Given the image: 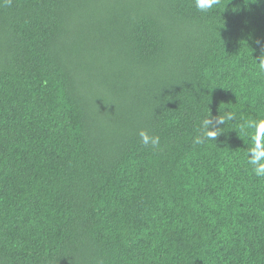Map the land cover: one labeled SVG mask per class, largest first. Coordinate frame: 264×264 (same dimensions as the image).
<instances>
[{
    "label": "trees",
    "instance_id": "1",
    "mask_svg": "<svg viewBox=\"0 0 264 264\" xmlns=\"http://www.w3.org/2000/svg\"><path fill=\"white\" fill-rule=\"evenodd\" d=\"M262 52L264 0H0V264H264Z\"/></svg>",
    "mask_w": 264,
    "mask_h": 264
},
{
    "label": "clouds",
    "instance_id": "2",
    "mask_svg": "<svg viewBox=\"0 0 264 264\" xmlns=\"http://www.w3.org/2000/svg\"><path fill=\"white\" fill-rule=\"evenodd\" d=\"M218 3L219 0H194L196 9L201 13H208L214 10ZM258 59L259 62L255 59L258 65V74L264 75V52L261 53ZM236 115L235 112L225 111L223 115L210 118V113H208L199 122L198 134L193 137V144L202 145L208 141H214L221 128L214 126L213 120L216 125H225V123L235 120ZM246 127L254 130L251 136L253 146L249 148L247 162L255 176L264 178V116L247 120ZM139 135L143 145H150L156 148L160 144L158 135H149L143 130L139 132Z\"/></svg>",
    "mask_w": 264,
    "mask_h": 264
}]
</instances>
